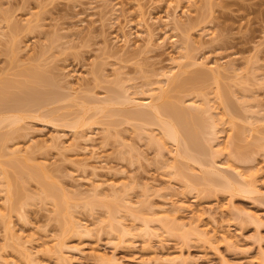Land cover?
<instances>
[{"label": "rangeland", "instance_id": "1", "mask_svg": "<svg viewBox=\"0 0 264 264\" xmlns=\"http://www.w3.org/2000/svg\"><path fill=\"white\" fill-rule=\"evenodd\" d=\"M169 2L181 3L0 0V31L5 34L0 36V103L27 97L35 88L33 92L41 90L49 96L43 107L23 112L15 126L0 125V264L264 263V0H184L180 5L188 12L183 13L180 6L176 18ZM116 5L119 10L114 14ZM140 8L145 15L139 13ZM140 14L148 20L149 28L145 25L144 29L155 31L154 38L148 36L149 30L136 26L143 18ZM168 15L182 25L192 22L190 29L178 31L176 46L173 32L166 34L168 39L164 33ZM130 31L132 42L126 48L121 37ZM137 32L147 36H136ZM182 53L187 56L181 58ZM199 62L221 65L217 81V74ZM161 72L174 73L183 83L168 88V101L179 103L186 112L213 107L209 112L191 111L195 126L198 123L207 132L209 151L223 149L216 157L209 154L206 158L217 161L223 170L231 167L246 175L254 173L258 193L232 196L212 187H208L210 192L188 190L183 173L202 176L206 167L186 159L176 161L175 146L164 139L157 125L126 119L124 111L139 110L132 109L135 105L115 102L106 105L105 112L97 109L100 101L115 99L127 89L139 98L152 95L155 99L160 93L156 87L165 83ZM199 72L205 73L203 77ZM218 93L224 96L219 98ZM51 95L62 98L52 101ZM79 118L87 123L73 127ZM252 122L255 126H250ZM86 134L95 139L88 146ZM151 135L160 144L153 143ZM94 144L102 147L97 155L92 152L95 158L90 156L92 149L84 152ZM96 181L103 183L98 195L93 191ZM111 183L118 190L127 188L138 212L143 208L136 222L122 216V204L113 199ZM8 189L12 198L7 206ZM173 194L188 195L196 216L209 213L221 221L217 232L208 216L199 225L209 222L206 227L212 243L190 233L181 236L183 230L175 223L171 227L176 235L163 234L153 223L150 234L144 231L141 219L148 216L147 207L169 208L172 197H179ZM181 199L175 201L181 203ZM160 211L158 216L166 214ZM191 212L179 216L177 222L193 224ZM110 214L126 220L128 226L135 223L130 227L132 234H113L108 228ZM72 220L90 227L89 233L76 235L67 229ZM56 243L63 245L62 253L55 250Z\"/></svg>", "mask_w": 264, "mask_h": 264}, {"label": "bare ground", "instance_id": "2", "mask_svg": "<svg viewBox=\"0 0 264 264\" xmlns=\"http://www.w3.org/2000/svg\"><path fill=\"white\" fill-rule=\"evenodd\" d=\"M179 1H181V3L180 4H182L183 2H184V0L182 1V0H179ZM172 2V1H171ZM171 2H169L168 4L170 5V6H172V4L173 3H171ZM178 2V1H177ZM176 2V4H178ZM95 3V2H94ZM106 4V3H105ZM175 4V2H174V8H175V10L173 9V12H172V17H174V14L175 13H177V11H178V9L179 8H181L182 6L180 5V4H178V5H176ZM168 5V8H170V6ZM183 5V4H182ZM115 6V5H114ZM181 6V7H180ZM89 7V6H88ZM112 7H113V5H112ZM116 7H117V5H116ZM114 8V11H115V13L112 11V13H114V14H116V10H119V8L117 7V8ZM172 8V7H171ZM183 9L181 10L183 13H186L187 14V12L186 11H184V7H182ZM90 9H91V7H90ZM93 9V8H92ZM112 10H113V8H112ZM139 10H141L139 13H142L143 14V11H142V8H140ZM168 10V9H167ZM180 10V9H179ZM170 11H172V9H170ZM166 13H167V11H166ZM114 14H111V15H114ZM142 14H140V15H142ZM167 14H169V12L167 13ZM105 15V14H104ZM143 15H145V13L143 14ZM142 15V16H143ZM178 15V14H177ZM167 17V16H166ZM165 17V18H166ZM172 17H170V15H168V17L165 19L164 18V20H166V22L165 21H163L164 23H165V36H166V34H169V32H173L172 33V36H171V39H172V41H173V44L176 46V44L178 45V43H179V40H178V37H177V33H178V31L179 30H181L183 27H184V29L185 28H189L190 29V27H192V22H187V24H181L180 23V21L179 20H176L175 21V19L174 18H176V16L174 17V18H172ZM111 18V17H110ZM113 18H115V17H113ZM112 18V19H113ZM173 20H172V19ZM111 19V20H112ZM161 19V17L159 18V20ZM110 20V19H109ZM114 20V19H113ZM116 20V19H115ZM114 20V22H116ZM119 20V19H118ZM157 20V19H156ZM155 20V21H156ZM159 20H158V22H159ZM163 20V19H162ZM139 22H137L138 23V25L136 24V26L140 29V28H142V29H144L145 28V25H146V27L147 28H149L147 25H148V20H146V16H143V18L142 17H140L139 18V20H138ZM149 21H152V20H149ZM192 21V20H191ZM113 22V21H112ZM131 24H132V22H130ZM152 23V22H151ZM125 24H127V22L125 23ZM131 24H127L128 25V27L129 26H132ZM153 24V23H152ZM151 24V25H152ZM156 24H157V21H156ZM159 24H160V22H159ZM194 24V23H193ZM127 25H124L125 27L127 26ZM155 25V24H154ZM112 26V25H111ZM123 26V25H122ZM150 26V25H149ZM151 28V27H150ZM130 29H132V27L130 28ZM125 30V29H124ZM145 30V29H144ZM143 30V31H144ZM149 30V32H148V36H150L151 38H154L155 36L154 35H156V34H154L155 33V31L153 32V30H151V29H147V31ZM152 32H151V31ZM164 30V29H163ZM162 30V31H163ZM122 31V30H121ZM142 31V32H143ZM146 30L144 31V32H147ZM159 31V30H158ZM125 32V31H124ZM138 34L136 35V36H143L144 34L147 36V33H144V34H142V33H139V32H137ZM156 33H158V32H156ZM5 34L4 33H2L1 31H0V36L2 37V36H4ZM123 35V37H121V40H123L122 42H124V46H126V48H127V46L129 47V45H130V42H132V36H133V32H129V34H127V33H124V34H122ZM145 35H144V37H145ZM115 37V36H114ZM140 37V38H141ZM167 37V39L169 38V36H166ZM117 38H120V37H117ZM148 37H146V42H148V39H149V41L151 42V40H150V38H148ZM1 39V38H0ZM120 40V41H121ZM134 40V39H133ZM118 41H119V39H118ZM2 42V41H1ZM149 42V43H150ZM180 49L182 48L180 45L178 46ZM178 52H180V50L178 49ZM181 53V52H180ZM181 56V58H185L187 55H186V53H182V55H180ZM200 63V65L203 67V68H205L206 67V69H208L209 71H210V73L211 74H217V76H216V81H217V79H218V75L220 74V64L218 63H214V64H206V63H204V62H199ZM198 63V64H199ZM205 71V70H204ZM201 72H203V71H201ZM201 72H199L198 74H199V76L201 75L200 73ZM162 73V72H161ZM205 74V73H204ZM203 73H202V75H204ZM159 75V74H158ZM200 76V78L201 77H203V76ZM39 76V75H38ZM162 76V78H163V80H164V84H160L159 86H157L156 88H159L160 89V93L158 94V96L155 98V99H153L154 97L152 96V95H149V96H147V97H142V98H139V97H137V96H135L133 93L131 94H128V90L129 89H127V90H124V92L121 94V95H119V94H117V95H115L116 96V98L114 99V98H112L111 100H104V101H100V103L98 102L99 100H97V103H99L100 105H97V106H99L97 109H99V111L102 109V111H104V110H106V109H104L105 107L107 108V106L110 104V106L112 105L111 103H115V102H117V103H120V104H124L125 103V105L128 103H130V105H132L133 107H134V105H135V107L134 108H132V109H138L139 108V110H137V111H130V110H126V112L124 111V115L125 116H127L126 117V119L128 118L129 120H136V121H140V122H143V123H146V124H155V125H157L159 128H160V130H161V133H162V135H163V137H164V139L165 140H167V141H169V142H171L174 146H175V151H174V158L176 159V161H178L179 159L180 160H184V159H186V160H190L191 162H193V164L195 163L196 165H199L202 169L203 168H207L206 169V173L204 174V175H202V176H193V175H189L188 176V174H185L184 175V173H183V177H184V181H185V184H186V186H187V189L188 190H190V191H193V190H195V189H197L198 191L200 190H205V191H207V190H209V192H210V188H208V187H212V190L213 191H218V192H226V193H228L229 195H237V196H239V194H241L242 195V193H244L243 195H245L247 192H250V193H258L259 192V189H258V187H257V185L255 184V181L253 180V178H252V176H254V173H251L250 175H246L245 173H243V172H240V171H238V170H236V169H233V168H231V167H227L225 170H223V169H221L220 167H218L216 164H217V161H211V160H209L208 158H206L209 154H211L213 157H216V155H218V153H220L221 152V150H223V149H220V150H216L215 151V153H212L211 152V150L209 151V148L207 147V145H209V144H207V142H208V138L207 137H205V133H207V132H205V130L203 129V127H201V126H198L199 124L198 123H196L197 125L195 126V124L193 123L195 120H196V117H195V113H197V111H198V113H199V111H203V112H209L210 110H212V106H210V105H208V106H206L205 108H202L201 110L199 109L198 110V108L197 107H194V109L196 110H194L195 111V113H192V112H194L193 110H190V111H188L187 110V112L185 111L186 109H184L183 107H180V105H178V104H176L175 102H173V101H171L170 102V100L168 101V99L166 98V94H167V92H168V88L170 89V87H174L175 86V88H178V86L179 87H181L182 85H183V83L182 82H180V78L179 77H176V75H174V73H162V74H160V77ZM198 75H196V77H199ZM33 77H34V75H33ZM215 77V76H214ZM35 78V77H34ZM196 79H198V78H196ZM160 81H162V79L160 80ZM182 81V80H181ZM177 86V87H176ZM29 88V87H28ZM32 88V87H31ZM35 89H37V88H35ZM35 89H31L32 90V92H31V94L30 95H28L27 97H24V98H22L21 99V97H16V99H12L11 97V103L10 104H7V103H9L10 102V100H9V102L8 101H4L3 102V104L2 103H0V113H2V114H0V115H2L1 117H0V125L1 124H4L5 122H7V123H9V124H11V126L13 127V125L14 124H17V123H20L19 121L21 120V119H23V116H24V113L23 112H26L27 110L30 112V110H32L33 108H41V107H43V105H45L46 104V101L47 100H49V98L47 99V97L46 96H48V95H45V94H48V92H44L45 94V96L44 95H42L40 92H42L41 90H39L40 92H39V94H37V92H33ZM38 91V90H37ZM126 91V92H125ZM21 92V91H20ZM136 92V91H135ZM134 92V93H135ZM25 93V92H24ZM24 93H22L21 92V94H24ZM43 93V92H42ZM137 93V92H136ZM135 93V94H136ZM222 93V92H221ZM217 94V95H219L218 97L219 98H222L223 96H224V94L222 95V94ZM16 95V94H15ZM119 95V96H118ZM17 96H20V93H18L17 94ZM54 96V95H53ZM221 96V97H220ZM13 97V96H12ZM49 97V96H48ZM57 97V98H56ZM217 97V98H218ZM7 99H5V100H8V98L9 97H6ZM46 98V99H45ZM50 98L52 99V98H55V100L56 99H59V98H62V97H59V95H56L55 97H52V95L50 96ZM1 99H3V97L1 98ZM0 99V101H2ZM96 100V99H95ZM52 101H53V99H52ZM48 103V102H47ZM94 103V102H93ZM90 104V103H89ZM95 104V103H94ZM96 105V104H95ZM107 105V106H106ZM193 105H195V104H193ZM109 106V107H110ZM94 107V106H93ZM138 107V108H137ZM32 108V109H31ZM201 108V107H200ZM86 109V108H85ZM96 109V110H97ZM35 110V109H34ZM27 111V112H28ZM98 111V112H99ZM127 111H129L128 112V114H127ZM192 111V112H191ZM26 112V113H27ZM101 112V111H100ZM105 112V111H104ZM126 113V114H125ZM258 113V112H257ZM201 115H202V112L200 113ZM123 115V116H124ZM195 118V119H194ZM198 120V119H197ZM200 120V119H199ZM203 120H205V119H203ZM260 120V118H258V120L257 121H259ZM261 120H262V118H261ZM22 121V120H21ZM84 121V120H83ZM83 121H81V119L79 118V119H77V122H76V124H74V126L73 127H76L77 126V123H81V125H84V124H86L87 122H83ZM256 121V122H257ZM213 122V121H212ZM206 123V122H205ZM204 123V124H205ZM13 124V125H12ZM211 124H213V128L212 129H215L214 127H215V124H214V122L213 123H211ZM254 124V122H252V124H250V126L252 125V126H255V125H253ZM7 126H8V124H6ZM208 125H210L209 123H208ZM2 126V125H1ZM10 126V125H9ZM10 126V127H11ZM15 126V125H14ZM144 126V125H143ZM198 126V127H197ZM207 125L205 124L204 125V127H206ZM212 125H210V127H211ZM72 127V128H73ZM81 127V126H80ZM209 127V128H210ZM92 128V127H91ZM208 128V127H207ZM252 129H253V127H251ZM251 128H249V129H251ZM73 129H75V128H73ZM252 129H251V131H252ZM254 129H256L255 127H254ZM76 130V129H75ZM92 130V129H91ZM90 130V131H91ZM211 132V131H210ZM209 132V133H210ZM212 132H213V130H212ZM216 132V131H215ZM88 134V133H87ZM86 134V135H87ZM211 135V134H210ZM61 136V135H60ZM60 136H59V138H60ZM84 136V135H83ZM88 136V135H87ZM86 136V138H84V140L85 141H87V142H84L85 143V145H86V143H87V146H88V141L90 142L91 141V143H94V141H95V139L92 137L93 136V134H91L90 136H88L87 137ZM152 136V137H151ZM150 136V140L153 142V143H155V144H157L158 143V140L156 139V141L154 140V138H153V135H151ZM3 137V136H2ZM58 138V139H59ZM211 137H209V140H211L210 139ZM216 136L214 137V139H212V141L213 140H216ZM229 135L227 136V140H226V145L229 143ZM3 140V139H2ZM83 140V141H84ZM5 141V140H4ZM6 141H7V139H6ZM211 142V141H210ZM0 143H1V140H0ZM5 143H7V142H5ZM158 144H160V143H158ZM6 145V144H5ZM83 147L84 148V152L86 151V152H88L89 150H91V154H92V152L93 153H97L98 151V149H100V148H102L101 146H97L96 144H94V145H92V147L89 149V147L91 146V144L89 145V147ZM0 147H2L1 145H0ZM81 147V149L83 150V148ZM210 147V146H209ZM31 151H33L32 149L30 150V153L29 154H32V152ZM1 152V151H0ZM85 152V153H86ZM34 153V152H33ZM94 154V155H95ZM98 154V153H97ZM96 154V155H97ZM33 155V154H32ZM31 155V156H32ZM96 155H95V157H96ZM30 155H29V157H27V159H31L32 157H31ZM91 157L93 156V154L92 155H90ZM89 156V158H91ZM94 156H93V158H95ZM98 157V156H97ZM101 158V157H100ZM99 158V159H100ZM92 159V158H91ZM98 159V158H97ZM96 159V160H97ZM179 160V161H180ZM99 161V160H98ZM14 163V162H13ZM179 164V163H178ZM176 166V165H175ZM178 167V166H177ZM176 169V168H175ZM179 169V168H178ZM226 170H229L228 172H230L231 174H233V172L234 173H236L235 174V176H237V177H231L230 176V174L229 173H227V171ZM180 171L182 172V170H177V172L181 175L182 173H180ZM179 175V176H180ZM29 176H31V174L29 175ZM181 176V177H182ZM182 177V178H183ZM215 177H217V179H215ZM237 178V179H236ZM177 179H178V177H177ZM181 179V178H180ZM97 182V181H96ZM94 183V182H93ZM103 184V183H102ZM102 184H101V182H97V183H94V194H96V195H98L99 193H97L96 191H99L100 189L99 188H101V186H102ZM203 185H205L204 187H206L207 186V188H204V189H199V186H203ZM109 186L113 189V191H112V193H111V195L113 196V199H115V201H117L118 202V204L119 203H121L122 204V206H121V211H123V213L124 214H122V216L124 215L125 217H127V218H132V222H136V220L137 219H140V215L138 214V213H140L141 211H142V207L140 208V212H138V210L137 209H135V207H133V205H132V202L130 201V197H128V195H127V192H125V191H127V188L126 187H124V189L123 190H118V188H116V184L115 183H111V184H109ZM9 187V186H8ZM13 187H10V189H12ZM5 189H6V187H5ZM1 190H3V189H1ZM6 191H7V189H6ZM12 190H9L8 189V192L9 193H6V196L8 195L9 196V198H7L8 200H6L8 203H5V205L7 204V206L9 205V201L11 200V195H10V192H11ZM12 193V192H11ZM174 195V194H173ZM176 195H178L179 197L178 198H175V197H172V196H170L169 197V199H168V202H169V200H170V198L172 197V199H171V201H170V204H171V207H161L160 209L162 210V211H160L159 209V211L160 212H163V213H166V214H164V215H160V216H158V214H159V211L157 210V208H154L153 206H148L147 207V209L148 210H150L148 213V216L146 217V218H143V219H141V221H142V226L144 227V231L148 234L149 233V230L148 229H150V228H152L151 226H152V224L151 223H153V224H155V225H157L162 231H163V234H165L166 233V235H173L174 233H172V231H173V229H172V227H171V225H174V223H175V226L174 227H178L177 229H180V230H183L182 232H180L181 233V236H184V235H187L188 233H190V234H194L195 236H197L199 239H203L204 241H206L207 240V242L209 243L210 242V237L208 236V234L210 233L209 232V229H208V227H206L207 225H208V223L209 222H206L207 224H206V226H205V224L202 226V227H200L199 225L200 224H203L202 223V221H203V219H204V215H205V213L203 214H199V213H197L198 215L196 216V214L194 213V211H196V210H194L195 209V207H193L192 205H191V203L189 204L188 202H187V197H188V195H186V196H183V195H179V194H175L174 196H176ZM180 196H182V199H181V203L180 202H178L177 203V201H175V199H180ZM53 198V197H52ZM56 198V197H55ZM55 198H53L54 200H56ZM175 198V199H174ZM189 198V197H188ZM119 200H120V202H119ZM64 201V200H63ZM187 202V203H186ZM10 203H11V201H10ZM64 204H65V201L63 202ZM145 204V203H144ZM107 205H109L108 203H107ZM107 205H105V206H107ZM120 205V204H119ZM194 205V204H193ZM141 206H145V205H141ZM193 208H192V207ZM195 206V205H194ZM122 207H123V209H122ZM146 207V206H145ZM118 208V207H117ZM120 208V207H119ZM119 208H118V211H119ZM163 208V209H162ZM227 209V208H226ZM192 211L194 214H195V216H196V218H195V216H193L192 215V217H193V220H195V222L192 220V218H191V220L193 221H191L193 224H191L190 223V225L188 224V225H186V223H184V222H177V220H178V217L179 216H182L185 212H187V211ZM229 210H231V208L229 209ZM113 211V210H112ZM111 211V212H112ZM121 211H119L120 213H122ZM144 211V210H143ZM142 211V212H143ZM192 212H191V214H192ZM231 212L232 213H234L233 212V210H231ZM158 213V214H157ZM190 213V212H189ZM141 214V213H140ZM111 215V214H110ZM208 215H209V213H208ZM207 214L205 215V216H208ZM210 215H212V214H210ZM119 216V215H118ZM209 217V218H208ZM207 218L209 219V221L210 222H212L211 223V225L213 224L214 226H212L213 228L215 227V230H213V228H212V230L213 231H216V228H217V226L221 223V221H218L217 220V218L215 217V216H211V218H210V216H208ZM195 218V219H194ZM206 218V217H205ZM73 219V218H72ZM171 221H172V223H171ZM189 221V222H190ZM198 224H197V223ZM195 224V225H194ZM231 224V223H230ZM229 223L228 224H226L227 226H229L230 225ZM132 225V227H133V225H134V227H135V223H132L131 224ZM131 225L130 226H128V224H126V220H124V219H122V218H118L115 214H114V216H112L111 215V220H110V223H109V227L108 228H110V230H111V232H113V234H114V232H119L118 233V235H120L119 237H122V236H126V235H131L132 234V231H131V229H130V227H131ZM231 226V225H230ZM210 228V229H211ZM220 228V227H219ZM227 228H229V227H226V230H229V229H227ZM67 229H69V230H71L73 233H75L76 235H81V234H88L89 233V231H90V227H87V226H82L81 224H78V222L76 223L74 220H72V221H70V223H69V225H68V227H67ZM221 229V228H220ZM176 230V229H175ZM218 230V229H217ZM219 231V230H218ZM225 231V230H224ZM230 231V230H229ZM176 232V231H175ZM217 232V231H216ZM220 232V231H219ZM226 232V231H225ZM225 232H223L225 235H226V233ZM214 233V232H213ZM221 235L223 234L222 233V229H221ZM116 234V233H115ZM150 234V233H149ZM214 234H216V233H214ZM214 234H212V235H214ZM223 234V235H224ZM174 235H176V234H174ZM178 235V234H177ZM224 235V236H225ZM21 237V236H20ZM19 237V238H20ZM214 237H215V235H214ZM226 238V237H225ZM101 239V238H100ZM185 239V238H184ZM102 240V239H101ZM96 241H98V239L96 240ZM28 243V242H27ZM96 243V242H95ZM211 243H212V240H211ZM100 244V243H99ZM30 245V244H29ZM98 245V244H97ZM96 245V246H97ZM99 246V245H98ZM101 246V245H100ZM99 246V247H100ZM65 247V246H64ZM54 248H55V250L57 251V252H60V253H62L63 251V245L62 244H60V243H56L55 245H54ZM74 249V248H73ZM76 249V248H75ZM78 249V248H77ZM76 249V250H77ZM75 250V251H76ZM79 250V249H78ZM78 250H77V252H78ZM80 252H81V250H79ZM83 251V250H82ZM29 253V252H28ZM102 255V254H101ZM101 255L98 253L97 254V257L99 256V258H102L101 257ZM58 259H59V261L61 262V263H64V261H65V259H64V257H62V256H60V257H58ZM143 260V259H142ZM166 260V259H165ZM168 261H170L169 259H167ZM264 264V263H263Z\"/></svg>", "mask_w": 264, "mask_h": 264}]
</instances>
